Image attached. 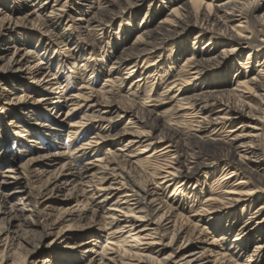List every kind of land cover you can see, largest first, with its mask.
<instances>
[{
  "label": "rangeland",
  "instance_id": "obj_1",
  "mask_svg": "<svg viewBox=\"0 0 264 264\" xmlns=\"http://www.w3.org/2000/svg\"><path fill=\"white\" fill-rule=\"evenodd\" d=\"M110 1L109 6L107 0H0V180L8 174V169H13L20 180L18 184L0 188V205L4 204L5 195L16 189L18 191L9 195L10 201L23 208L18 225L11 228L17 231L10 234L14 239L5 242L4 226L11 225L7 219L0 220L1 230L4 229L0 233V249L8 246L5 251L11 254L8 263L105 264L98 253L108 247V258L114 257L116 261L106 259L109 264H143L137 253L142 245L129 238L126 247L134 252L125 253L119 246L123 242L116 241L129 232H119L120 226L106 224L108 208H113L118 198L127 200L124 197L129 192L128 169L136 179L143 181V176L133 168L136 163L147 164L157 173L155 179L161 182L155 167L164 157L157 153L146 163L141 158L153 153V149L140 153L143 143L125 146L132 136L131 126H143L156 136H163L164 141L157 144V149L174 140L184 154L190 153L195 146H201L186 138L188 130L197 124V114L192 107L178 109L177 99L203 88L233 85L234 72L228 73L227 67L220 75H211L206 81L192 80L191 73L181 70L188 53L191 55L196 47L202 46L196 41L195 28L183 34L181 42L172 40L161 51L148 55L140 62L139 69L128 73L127 66L112 75L118 78L117 86L124 95L117 97L121 108L111 109L102 101L95 104L96 93L90 98L86 95L91 93V88L97 91L105 77L114 72L109 70L116 55L137 44L135 41L140 34L167 17L170 9L181 5L183 0ZM108 6L116 13L110 26L104 30L95 27L88 32L84 27L86 19L94 14L93 10L101 11ZM246 29L252 30V26L248 24ZM91 36L101 39L93 44ZM207 39L208 36H204L202 41L207 42ZM249 50L250 47L243 52V65L250 64L252 58L246 59ZM262 50L257 48L259 54L253 65L262 60ZM81 63L84 66L78 68ZM149 73L153 76L147 77ZM179 86L183 87V94L177 91ZM148 109L166 118L169 124L163 128ZM118 112L122 116L116 119ZM99 114L114 120L108 122L97 116ZM238 124L229 125L224 136H231V129ZM74 130H78L75 137ZM80 145V149L75 150ZM263 150L261 142L260 162H264ZM127 153L132 157H127L130 162L124 163L122 156ZM71 160L76 162L75 169L85 172L83 179L92 181L86 187V196L78 195L80 192L75 189L70 191L73 184L53 192L50 191L52 186H44L55 169L62 170V164ZM122 164H125L123 169ZM222 165L208 168L198 181L193 180L189 185L180 186L179 178L174 184L162 183L159 188L151 184L159 198L155 203L168 204L174 198L177 203H184V208L178 210L180 219L171 217V212L168 217L170 225L184 231L203 253L201 258L204 259L199 263L264 264V213L254 218L247 215L264 202V192L255 198L250 209L241 202L228 218L223 215L229 204H207L206 200L217 191V181L223 176ZM63 172L68 171L65 168ZM257 175L264 178L263 164L258 167ZM251 180L252 187L255 177ZM259 186L264 188V183ZM107 193L110 197L101 207ZM125 205L127 203H122L123 210ZM206 205L210 208L208 212L195 213ZM231 221L236 225L233 231H226V239L214 241ZM245 221L243 229L247 234L240 242L243 248L235 253L236 248L229 249L232 244L229 243ZM170 234L165 237L166 241ZM110 240L112 243H108ZM258 245L262 246L260 253L254 251Z\"/></svg>",
  "mask_w": 264,
  "mask_h": 264
},
{
  "label": "bare ground",
  "instance_id": "obj_2",
  "mask_svg": "<svg viewBox=\"0 0 264 264\" xmlns=\"http://www.w3.org/2000/svg\"><path fill=\"white\" fill-rule=\"evenodd\" d=\"M109 1L107 0V2ZM110 2L109 6L111 5ZM109 6L101 11L93 10L94 14H91L86 19L84 26L88 32L95 27L104 30L110 26L116 13L112 12ZM90 7L92 8V5ZM263 9L264 1L262 0H183L181 5L170 9L168 14L172 17L168 15L158 20L153 27L145 31V34H140L137 37L135 41L137 44L119 52L109 70L114 72L112 74L109 73L105 77V81L97 91L91 88V93L86 95L87 98H90L96 93L97 100L95 104L102 101L111 109L114 107L121 108L118 105L117 97L124 95L120 94V86H117L116 80L118 78L112 75L119 73L121 68L127 66L130 69L128 73L139 69L140 62L148 55L161 51L172 40L177 41L180 39L181 42L182 35L191 32L195 28H197L196 41L202 46L196 47L191 52V55L188 53L181 70L191 73L190 79L196 81L209 80L211 75L221 74L225 67H227L228 73L234 72V80L232 79L231 81L233 85L230 87L203 88L199 92L177 99L175 105H177L178 109L192 107L196 112L195 114H197L195 127L190 128L187 134L184 132L188 140L190 139L194 143L201 145L195 146V149H192L190 153L184 154L179 149L177 141L174 140H169L167 144L157 149V144L164 141L163 136H156L151 130L149 131L143 126H137V128H135L136 125L134 124H132L134 126H131L132 136L125 146L135 142L143 143L140 153H147L153 149V153H148L141 158L146 163L150 157H154L157 153L163 156L164 161L157 163L155 167L159 171L161 182L155 179L157 173L147 164L146 166L148 167L136 163V167L133 168L143 176V181L136 179L137 177L132 174L131 169H128L126 181L129 185V192L124 197L127 200L123 201V199L118 198L113 204L114 207L108 208L109 220L106 224L120 226L119 232H129L128 236L118 237L116 241L118 243L119 241L123 242L119 246L122 247L125 253L131 254L134 252L126 247L129 244V240H127L129 238H132L130 241L142 245L137 253H139L140 259L144 262L143 264H206L204 262L199 263V261L204 259L201 258L203 253L198 251V247L191 242L190 237L175 225H170L168 213L171 212V217L174 216L176 220L180 219L181 214L178 210L184 208V203H177V199L174 198L168 201V204L157 205L155 202L159 198L154 192L155 188L150 187L151 184L159 188L162 183L174 184L176 179L179 178L180 186L189 185L193 180L198 181L200 175L205 173L208 168H216L223 164V176L217 181V191L206 201L208 205L218 202L224 205L229 204L230 206H225L227 211L223 215L226 218L230 217V214L237 209L236 207L241 202L247 207V210L250 209L255 198H259L261 192H264V188L259 186L260 183H264V178L257 175L258 167L262 164L264 165V162H260L259 152L261 142L264 147V50H262V60L253 65V61L259 54L256 52L257 48L264 49ZM248 24L252 26V30L246 29ZM247 31L249 32L247 33ZM99 33L102 34V31ZM204 36H208L207 42L202 41ZM93 37H90L93 44L101 39L99 36ZM249 47L250 50L246 55V59H252L250 64L243 65L241 64V58L243 57V52ZM83 66L84 63H81L78 68ZM146 75L147 77H152L153 73ZM220 79L221 81H227V78ZM121 85H123V81ZM177 91L179 94H183V87L179 86ZM129 111L134 112L133 109ZM148 112H150L154 121H160V125L163 128L169 124L166 118L155 114L150 109H148ZM97 116L108 122L114 120L111 116L106 117V115L103 116L101 114ZM117 116L121 117L122 115L118 112L116 119L118 118ZM237 122H239L237 127L231 129V136H224L223 132L227 131L226 128ZM77 131L74 130V137ZM80 147L81 145L76 147L75 150H79ZM65 153L63 152V154ZM122 157L123 162L128 163L130 159H127V157H132V154H123ZM75 165L76 162L72 160L62 164V170L58 171L55 169V172H52V175L48 177L44 186L46 188L52 186L50 191H55L61 187L64 188L73 184L72 186L74 187L73 189L70 188V191L75 189L78 193L80 192L78 195L86 196V187L92 181L91 179L85 181L83 179V173L85 172H82V169H75ZM124 166L125 164H122V169ZM65 168L68 171L66 174L63 172ZM149 169L152 171L150 172ZM13 172H15L13 169H8V174L3 175L4 178L0 180L1 189L6 187L7 184L20 183L19 176L14 175ZM254 177L256 182L251 187L253 182L251 179ZM178 188H176L177 192ZM16 191L18 190L15 189V191L6 194L4 204L0 205V220L7 219L8 224L11 225L4 226V234L7 233L4 239L5 242L8 239L15 238V236H10V234L17 231L11 228L18 225L17 221L20 219V212L23 209L18 207V203L15 204L10 201L9 195ZM109 197L110 193H107L101 202V207L108 201ZM130 201H132L131 204ZM122 203H127L125 210H123ZM131 205L133 206L132 208L129 207ZM208 205L196 210L199 212L195 213L208 212L210 209L207 207ZM231 207L234 208L231 209ZM117 211L122 212V215ZM263 213L264 202L253 212L247 213V215L248 218H254L255 216L260 217ZM262 220L264 221V216ZM246 223L247 221L244 222L241 228L236 229V236L229 243H232L229 249L236 248L235 253L243 248V246L240 247V242L244 235L247 234L243 229ZM226 226L227 229L223 227L221 229L222 234L218 236L219 239L214 237V241L226 239V231H233L236 227L232 221ZM3 230L0 227V233ZM170 232V239L166 241L165 237ZM234 242L235 245H233ZM108 243H112V241L110 240ZM7 247L0 249V264H14V262L8 263L11 254L8 251L5 252ZM255 247L254 251L260 253L262 246L258 245ZM108 250V247H103L101 252L98 253L99 259L105 264H109V261L115 263L114 257L108 258ZM222 258H224V255ZM106 259L109 261H106ZM130 264L140 263L133 262Z\"/></svg>",
  "mask_w": 264,
  "mask_h": 264
}]
</instances>
